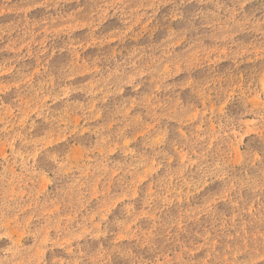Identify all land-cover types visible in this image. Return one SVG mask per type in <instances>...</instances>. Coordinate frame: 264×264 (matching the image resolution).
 Instances as JSON below:
<instances>
[{"label": "rangeland", "instance_id": "1", "mask_svg": "<svg viewBox=\"0 0 264 264\" xmlns=\"http://www.w3.org/2000/svg\"><path fill=\"white\" fill-rule=\"evenodd\" d=\"M0 264H264V0H0Z\"/></svg>", "mask_w": 264, "mask_h": 264}]
</instances>
